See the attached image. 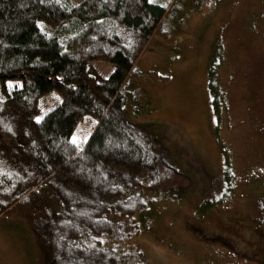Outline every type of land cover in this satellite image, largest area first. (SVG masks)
I'll list each match as a JSON object with an SVG mask.
<instances>
[{
	"label": "trees",
	"instance_id": "obj_1",
	"mask_svg": "<svg viewBox=\"0 0 264 264\" xmlns=\"http://www.w3.org/2000/svg\"><path fill=\"white\" fill-rule=\"evenodd\" d=\"M178 1L0 0V216L22 204L34 208L30 228L42 264H145L142 252L105 239L125 243L141 233L136 219L150 207L145 191L176 200L193 185L126 108L147 109L145 89L126 84L142 76L138 61L154 35L183 25ZM183 2L200 7L203 0ZM223 53L215 44L207 69L218 121ZM95 61L115 70L101 75ZM151 77L170 81L158 72ZM84 124L89 137L73 139ZM214 178L207 208L232 188L230 170Z\"/></svg>",
	"mask_w": 264,
	"mask_h": 264
},
{
	"label": "rangeland",
	"instance_id": "obj_2",
	"mask_svg": "<svg viewBox=\"0 0 264 264\" xmlns=\"http://www.w3.org/2000/svg\"><path fill=\"white\" fill-rule=\"evenodd\" d=\"M179 0L183 25L157 33L138 61L142 76L127 89L146 91L130 119L160 138L174 166L193 179L176 200L145 191L150 207L138 216L141 233L108 245L142 252L145 264H264V0ZM172 24V23H170ZM223 44L218 75L222 117L209 106L207 69L212 47ZM109 76L115 65L95 61ZM152 72L169 76L164 83ZM219 124L217 133L215 128ZM89 125L73 139H87ZM224 169L231 192L221 204L204 207ZM34 208L17 206L0 216V264H42L43 251L30 228ZM140 258V259H141Z\"/></svg>",
	"mask_w": 264,
	"mask_h": 264
}]
</instances>
